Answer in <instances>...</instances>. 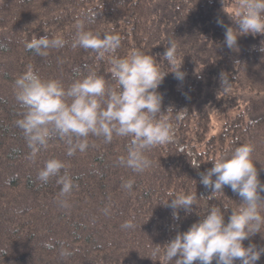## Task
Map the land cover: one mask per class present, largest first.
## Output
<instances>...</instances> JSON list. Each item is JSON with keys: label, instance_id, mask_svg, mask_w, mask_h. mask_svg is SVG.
Instances as JSON below:
<instances>
[{"label": "trees", "instance_id": "trees-1", "mask_svg": "<svg viewBox=\"0 0 264 264\" xmlns=\"http://www.w3.org/2000/svg\"><path fill=\"white\" fill-rule=\"evenodd\" d=\"M234 3L224 0L225 10L230 12ZM77 20L101 36L119 34L118 57L140 49L159 61L169 41L178 46L185 77L179 81L169 72L158 91L164 97L163 112L172 106L187 109L186 115L175 121L176 143L146 153L153 164L143 173L118 163L126 155L127 137L105 143L103 137L90 136L86 152L71 157L64 142L54 138L34 161L29 159L30 149L15 124L24 109L14 90V81L29 64L42 78L59 79L65 86L89 71L115 86L107 60H97L90 49L71 47ZM217 20L235 27L222 0H0V264H161L150 255L154 245L163 246L187 231L213 205L225 212L227 223L232 208L242 203L228 186L225 194L207 200V208L199 199L211 195L200 179L218 155L252 144V159L264 183V35L241 36L238 50L229 49L225 27ZM54 35L67 44L50 49L47 57L26 47L33 37ZM162 68L173 71L166 61ZM222 73L231 82L227 92L221 88ZM215 115L222 120L218 131L213 130ZM193 157L198 168L190 163ZM52 158L67 164L78 185L67 197L59 196L55 177L47 184L37 179ZM129 179L134 180L131 191L122 186ZM170 192L197 193V205L190 212L178 209L179 219H174L173 209L163 205L173 198ZM64 199L68 207H61ZM132 218L134 229L121 228ZM61 243L71 256L60 255ZM250 244L264 248V229L244 241L245 247ZM256 264H264V255Z\"/></svg>", "mask_w": 264, "mask_h": 264}, {"label": "clouds", "instance_id": "clouds-1", "mask_svg": "<svg viewBox=\"0 0 264 264\" xmlns=\"http://www.w3.org/2000/svg\"><path fill=\"white\" fill-rule=\"evenodd\" d=\"M223 11L234 21L235 27H225L224 44L229 49L238 50V39L251 34L264 35V0H235L230 12ZM76 34L71 47H80L97 53V60H107L110 64L108 73L115 86L109 84L105 76L96 71H89L82 79H77L68 86L59 79H44L31 64L14 81L16 100L24 111L22 118L15 121L30 149L29 159L35 160L42 150H47L54 138H59L66 145V154L71 157L77 152L84 153L90 147L89 137H103L105 143H111L114 137H127L126 155H121L118 163L143 173L152 167L153 161L146 155L152 148L177 142V125L187 109L175 111L169 106L162 111L163 94L158 91L169 72L182 81L185 73L181 71V58L178 46L169 41L162 59L147 54L140 49H133L127 56L115 55L121 46L119 34L94 33L85 29V22L77 20ZM264 45V41L261 42ZM67 41L60 35L51 38L33 37L26 47L37 56L47 57L50 49L63 48ZM264 52V46L260 49ZM167 62L173 71H165L162 64ZM222 91L231 88V82L225 73L221 74ZM168 113H175L169 117ZM254 147L243 144L229 152L225 150L212 160L213 167L201 174L200 183L211 190V195L200 198L207 208V200L214 199L216 193H224L225 186L231 188L241 199L238 207L232 208V214L225 222V212L220 206L213 205L203 219L193 223L185 232H178L174 239L165 245H154L151 257L170 264H256L264 255V248L255 244L244 246V241L264 229V183L259 179V172L252 159ZM194 168L200 163L193 157L190 161ZM67 164L57 158L44 163L37 179L47 184L53 177L60 185V197L69 196L78 185L67 171ZM63 170V173H62ZM215 177V179H213ZM134 180L123 182V187L133 189ZM225 194V193H224ZM173 198L164 203L173 209V218L179 219L178 209L190 212L198 199L196 194L184 192L169 193ZM61 207H68L66 199L60 201ZM229 207L224 206L227 210ZM135 218L126 220L121 228L134 229ZM45 247L54 245L46 243ZM62 257L73 253L63 247Z\"/></svg>", "mask_w": 264, "mask_h": 264}, {"label": "rangeland", "instance_id": "rangeland-1", "mask_svg": "<svg viewBox=\"0 0 264 264\" xmlns=\"http://www.w3.org/2000/svg\"><path fill=\"white\" fill-rule=\"evenodd\" d=\"M221 121H222L221 118L218 115H215V118L213 120V123H214V129L213 130L218 131L220 129L221 124H222Z\"/></svg>", "mask_w": 264, "mask_h": 264}]
</instances>
